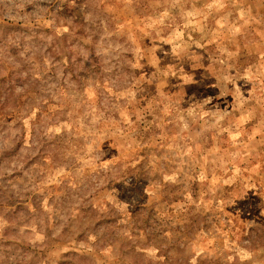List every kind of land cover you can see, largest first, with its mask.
<instances>
[{
	"label": "rangeland",
	"instance_id": "obj_1",
	"mask_svg": "<svg viewBox=\"0 0 264 264\" xmlns=\"http://www.w3.org/2000/svg\"><path fill=\"white\" fill-rule=\"evenodd\" d=\"M4 69L0 264H264V0H0Z\"/></svg>",
	"mask_w": 264,
	"mask_h": 264
},
{
	"label": "trees",
	"instance_id": "obj_2",
	"mask_svg": "<svg viewBox=\"0 0 264 264\" xmlns=\"http://www.w3.org/2000/svg\"><path fill=\"white\" fill-rule=\"evenodd\" d=\"M65 55H66V51L63 50L61 56L57 57V58L53 61V69H54L55 71L58 70L59 68H62V66H63V64H64V58L66 57ZM38 60H39V61H36V63H37V64L41 63V66H42L41 68L44 69V67H45V63H44V61H43V59H42L41 54L38 56ZM71 62H72V63H71ZM71 62H69L68 66H67V67L70 68V69H72V65H73V63L76 62V60L71 61ZM43 65H44V66H43ZM4 72H5V74L0 75V81H1V80H6V79H8V77H9L8 74H6V73H7V70H6V69H4ZM27 90H29V89H27ZM27 90L24 91L25 96L29 93ZM13 93H14V92H12V93H10V94H7V95H6V98H5L4 100H7V104L10 103V102H13L14 105L17 106V105H18V96H15ZM22 94H23V92H22V93H18L17 95H19V96L21 97ZM19 106H20V105H19ZM19 106H18V107H19ZM18 107H17V108H18ZM66 256L68 257V255H66Z\"/></svg>",
	"mask_w": 264,
	"mask_h": 264
}]
</instances>
